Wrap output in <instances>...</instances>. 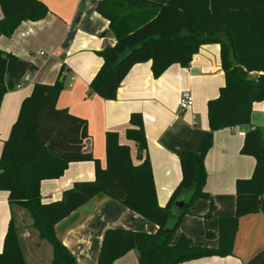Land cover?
<instances>
[{
    "label": "trees",
    "instance_id": "16d2710c",
    "mask_svg": "<svg viewBox=\"0 0 264 264\" xmlns=\"http://www.w3.org/2000/svg\"><path fill=\"white\" fill-rule=\"evenodd\" d=\"M0 9V37L11 36L21 22L40 20L49 11L41 0H0ZM95 9L108 20L116 39L96 52L102 62L89 81L90 91L106 100L116 98L118 87L136 64L149 62L152 75L159 77L172 65L188 67L202 45L219 44L224 84L206 103L209 133L203 146L180 153V180L161 206L141 112L129 114L125 129V137L136 146L138 162H133L129 145L119 141L118 132L108 130L106 165L101 167L91 152L84 151L87 122L56 106L64 86L62 67L53 83H35L22 100L0 154V190L7 192L9 204L29 214L39 239L52 248V264H77L55 225L99 193L123 203L158 229L155 233L107 229L96 264H113L131 250L137 252L138 264H179L231 255L239 218L264 213V132L251 122L252 105L264 100V0H99ZM16 61L14 54L0 49V105L3 95L14 88L6 76ZM237 126L247 128L239 152L254 159L252 173L235 180L234 214L218 219L216 234L205 233L207 238L216 237L217 245H193L177 230L195 200L209 201L205 218L213 209L205 189V156L212 146V133ZM76 161H92L94 179L74 182L59 199L43 202L41 181L60 177ZM184 191L190 193L187 199L182 198ZM180 201L182 206H176ZM0 264H27L12 219ZM243 264H264V246Z\"/></svg>",
    "mask_w": 264,
    "mask_h": 264
},
{
    "label": "crops",
    "instance_id": "0c3cea01",
    "mask_svg": "<svg viewBox=\"0 0 264 264\" xmlns=\"http://www.w3.org/2000/svg\"><path fill=\"white\" fill-rule=\"evenodd\" d=\"M41 1L49 10L44 18L23 21L11 36L0 37V49L17 57L6 78L14 86L21 84L19 89L8 90L1 101L0 154L22 100L35 83H53L63 67L64 86L56 106L87 122V152L99 160L101 167L106 165L108 130L118 132L119 141L129 145L133 162H138L136 146L125 137V129L129 114L141 112L157 201L165 206L181 177L180 153L185 149L200 150L209 133L206 103L218 95L224 84L219 44L202 45L188 67L172 65L159 77L152 75L149 62L136 64L118 87L116 98L106 100L89 89V81L102 62L96 52L116 41L108 20L96 12L99 0ZM2 16L0 9V19ZM72 75L74 80L70 79ZM26 76L29 80H25ZM183 90L191 92L194 102L190 109L181 112L178 100ZM251 122L264 132V100L252 105ZM246 130L237 126L212 133V146L205 156V189L211 196L213 209L205 218L209 201L195 200L177 230L187 235L193 245L215 247L217 238H207L206 231L216 234L218 219L234 214L235 180L249 177L254 166L251 156L239 152ZM93 179L92 161L70 162L60 177L41 181V200H57L74 182ZM189 195L184 191L182 198ZM25 212L9 204L7 192L0 190V251L12 219L18 228L21 249L26 247L29 253L30 262L22 249L27 264H52L51 246L39 239L31 226V217ZM172 222L170 219L169 224ZM112 228L155 233L158 226L116 199L99 193L58 222L55 232L77 264H96L103 234ZM263 246L264 213H251L238 220L231 255L202 257L179 264H243ZM113 264H138L137 252L131 250Z\"/></svg>",
    "mask_w": 264,
    "mask_h": 264
},
{
    "label": "built area",
    "instance_id": "2783aa9c",
    "mask_svg": "<svg viewBox=\"0 0 264 264\" xmlns=\"http://www.w3.org/2000/svg\"><path fill=\"white\" fill-rule=\"evenodd\" d=\"M38 54H41V52H39ZM71 80L75 79V75H72L70 77ZM25 80H29V77L26 76ZM21 87L20 83H17L14 88L15 89H19ZM193 96L191 94L190 91L188 90H183L180 94L179 100H178V110L183 112L186 111L188 109H190L193 106Z\"/></svg>",
    "mask_w": 264,
    "mask_h": 264
},
{
    "label": "water",
    "instance_id": "95a60500",
    "mask_svg": "<svg viewBox=\"0 0 264 264\" xmlns=\"http://www.w3.org/2000/svg\"><path fill=\"white\" fill-rule=\"evenodd\" d=\"M85 144H86V147L84 148V151L87 152L88 151V141L87 140L85 141ZM182 203H183L182 201L176 202V205H179V207H181Z\"/></svg>",
    "mask_w": 264,
    "mask_h": 264
},
{
    "label": "rangeland",
    "instance_id": "374dc122",
    "mask_svg": "<svg viewBox=\"0 0 264 264\" xmlns=\"http://www.w3.org/2000/svg\"><path fill=\"white\" fill-rule=\"evenodd\" d=\"M26 213V212H25ZM27 214V213H26ZM29 218V217H28ZM30 220V219H29ZM47 245V244H46ZM24 248V252H25V256H26V258L29 260V262H30V256H29V253H28V251L26 250V247H22V249Z\"/></svg>",
    "mask_w": 264,
    "mask_h": 264
}]
</instances>
